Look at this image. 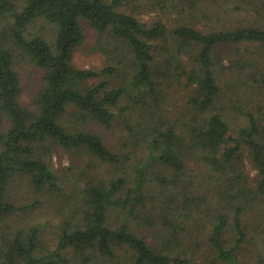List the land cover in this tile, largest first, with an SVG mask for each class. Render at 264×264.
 <instances>
[{
  "label": "trees",
  "instance_id": "obj_1",
  "mask_svg": "<svg viewBox=\"0 0 264 264\" xmlns=\"http://www.w3.org/2000/svg\"><path fill=\"white\" fill-rule=\"evenodd\" d=\"M131 1L0 0V264H196L195 243L211 264H245L248 239L264 264V0H154L160 13L149 20L125 10ZM84 21L114 45L102 69L73 66ZM241 46L230 74L251 96L235 99L219 51ZM18 55L43 74L34 110L20 100ZM117 118L120 151L83 128ZM57 148L87 157L62 185ZM125 148L145 155L135 164ZM18 174L36 191L70 189V218L50 252H39L38 225L11 221Z\"/></svg>",
  "mask_w": 264,
  "mask_h": 264
},
{
  "label": "rangeland",
  "instance_id": "obj_2",
  "mask_svg": "<svg viewBox=\"0 0 264 264\" xmlns=\"http://www.w3.org/2000/svg\"><path fill=\"white\" fill-rule=\"evenodd\" d=\"M150 1L153 2L154 0H132L130 4L124 8L125 10L127 9L128 12H134L136 16L143 18L144 20H149L150 18L152 19L155 17L157 13H160V11L157 12L158 8L156 10H152L151 7H149L148 3ZM82 28L85 35V41L75 51L72 61L73 66L80 69H102L108 65V57L105 52L106 49L108 50V47L112 49L114 48V45L111 44L109 46L108 36L105 34H100L93 27H91L87 21L82 23ZM38 29L44 31L42 32L44 35L52 37V31L49 30V26L45 25L44 22L38 26ZM245 52L246 49L243 46L238 48V52L236 50L234 53L226 54V52H224L222 49L219 51V57L223 60L222 65L225 68L224 79L229 84L233 83L235 91L232 98L235 99H243L249 95L251 96V87L247 86V82H243L241 78H238L237 76H231L230 74L231 67L240 57L246 55ZM18 56L19 62L17 64V69L21 77L22 85V95L20 100L25 107L34 110V100L37 96L38 90L43 84V74L41 69L34 66V64L28 61V59L26 60V58L21 57L20 55ZM168 107L170 109L174 107L172 102L169 103ZM73 112L74 109L69 108V110L64 115V121L68 126H72L76 122V117L73 115ZM228 114H231L230 123L232 127L237 126L240 122L238 116H236L231 111H229ZM118 123L119 119L117 118L113 123L114 126L109 129L100 126L85 127V125L83 128L87 130L92 129L95 132L101 134L106 139V142L110 147L112 146L115 151H120V149H123L126 140L125 132ZM78 127L82 126L78 125ZM128 151H132V162L135 164L139 163L137 161L144 157V152L140 148L136 151L130 148L124 149V153ZM86 158L87 157L82 153L65 152V150L57 148L51 158L52 163L59 174V180L57 184L62 185L64 180H66L65 178L71 175L70 169L72 166L81 165L79 162L84 164L83 162L85 161L83 160ZM246 166L250 177H254L256 172L248 159L246 160ZM161 169V165L157 163L155 172L157 170L160 171ZM155 172L150 170L148 175L153 176ZM69 195L70 189L68 186H65L63 191L51 187H48L42 191H36L32 189L29 179L24 174L16 175L9 184V199L18 207V212L11 218V221L15 225L26 228L30 224H36L39 226L38 248L40 253H46L54 250L57 243V235L60 224L65 219L70 218L68 207L69 202L65 201V198ZM153 210L154 209H152L150 206V211ZM112 218L113 220H120L118 212L112 211ZM244 222H251V216H245ZM141 233L147 238L148 241L152 240V233L150 230H147L145 233L144 231ZM199 242L203 243L204 241L199 240ZM196 245L197 243L191 245L192 253L195 254V263L211 264L210 261H208L209 258L207 255L210 256V254L206 250V245L202 244L200 249L197 248L198 250L196 249ZM244 247L245 249L242 252V260L245 262V264H259L255 256L253 246L251 245V242L249 243V239L246 243H244Z\"/></svg>",
  "mask_w": 264,
  "mask_h": 264
}]
</instances>
